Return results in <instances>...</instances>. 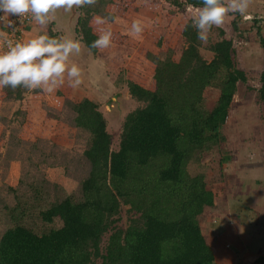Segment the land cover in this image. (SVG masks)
Listing matches in <instances>:
<instances>
[{
	"label": "trees",
	"instance_id": "16d2710c",
	"mask_svg": "<svg viewBox=\"0 0 264 264\" xmlns=\"http://www.w3.org/2000/svg\"><path fill=\"white\" fill-rule=\"evenodd\" d=\"M200 4L201 0H96L77 7L75 31L89 55L101 58L113 45L134 49L129 58L111 56L113 70H107L116 90L123 85L128 100L135 103L122 118L116 149H111L101 100L91 94L74 100L67 82L51 92L29 90L33 99L49 95L65 124L84 138L81 152L55 153L52 147L39 146L37 139H28V90L0 88V102L18 101L12 115L22 128L18 132L9 124L0 126V166L17 159L28 165L16 186H0V264H219L200 220L216 207L220 191L207 187L204 170L189 168L203 166L212 152L218 153L219 169L230 161L222 128L231 121L237 82H246L236 56L245 39L236 24L240 15L229 14V30L218 27L219 39L203 47L212 58H203L196 30L185 27L191 10ZM142 10L166 20L164 32L147 29L145 40L152 48L117 23L120 18L140 20L147 27L150 20ZM104 30L111 31L110 46L91 48ZM259 81L258 100L264 104V66ZM209 88L218 92L212 106L205 103ZM260 147L264 148V112ZM43 164L62 166L76 187L67 192L50 182ZM262 170V178L248 186L253 197L264 188V163ZM236 196L231 222L242 224L252 212L249 225L256 230L259 222L264 227L259 212L245 204L247 197ZM123 210L127 221L120 225ZM256 264H264V256H258Z\"/></svg>",
	"mask_w": 264,
	"mask_h": 264
},
{
	"label": "rangeland",
	"instance_id": "374dc122",
	"mask_svg": "<svg viewBox=\"0 0 264 264\" xmlns=\"http://www.w3.org/2000/svg\"><path fill=\"white\" fill-rule=\"evenodd\" d=\"M150 14L151 16L148 17L153 19V21L150 20L147 24L148 26L144 27L142 34L138 38H133L137 39L142 45L152 48L145 40L146 31L147 29H151L156 32H164L166 30V20L160 15ZM77 15V7H75L74 12L71 10L62 12L61 9H58L54 13L56 23L53 20L54 22H50L47 25H37L35 29L39 30L36 34L41 31L48 34L52 32L57 38L74 37L80 41L81 51L72 57V61L81 68V84L77 87H71V98L79 100L83 96L91 94L97 100H101L99 109L105 118L109 120L108 130L112 135L111 149H116L122 118L125 113L135 107V103L128 100L127 89L123 85H121L120 89L118 87L119 90H116L107 76V70H113L112 63L110 62L111 56L129 58L134 53V49L125 45H113L101 55V58L89 55L84 50L80 36L75 31ZM231 19L232 17H229L228 21L227 19L225 20V24L222 26L223 30H229ZM244 21L241 16L236 18V24H238L244 37L243 39H245L243 40L244 45L241 46L242 48L239 50L238 47L236 56L238 67L244 71L246 82H237V89L230 108L231 121L222 128L223 134L227 139L223 145L231 156L230 161L222 163L219 169L217 165L218 153L212 152L207 154L203 159V166L197 167L192 165L189 168L191 172L204 170L206 172L207 187L220 191L215 199L216 207L211 210L208 209L201 216L200 220L206 241L212 246L219 264H256V259L258 258L257 255L253 254L254 251L252 250H254V247H249L252 245L250 244L251 237H256L255 233L253 234L254 227L249 225L250 217L248 215H252V212L248 213L244 222L240 223L241 225L238 224L237 226L231 222L234 212L231 210L236 201L235 195L242 199L247 197L244 199L245 204L256 205L254 207L256 210H258L257 208L262 209V207L264 209V203L256 200L252 196L251 191L245 189L246 182L251 173H255L250 178L251 182L259 180L257 175L262 178L261 169L264 163V148H262L263 146L260 147V144L263 145L264 104L259 102L257 91L260 86V71L264 66V51L262 46L256 45L260 38V35L257 33L258 27L261 28V34H263L264 28H262L260 22H256L255 25L253 21H247L249 23L244 26L245 24L242 23ZM31 23L23 30L21 41L26 36L28 26ZM117 23L123 32L128 33L131 22L120 18L117 19ZM67 25L70 28L69 30L66 29ZM217 39H219V28L213 26L210 29L208 41L201 43L202 47L199 48L200 54L206 60H210L212 54L203 47ZM3 40L2 38L0 41V49H3ZM249 43H251L250 47L253 48L250 51H246L245 46H249ZM252 43L256 46H253ZM181 47L182 42L179 43L177 50L179 51ZM258 54H261L262 59H257ZM253 55L256 61L250 63L251 60H254ZM47 96L44 99H33L31 98V91L28 90L25 93L27 116L30 122L28 128L31 129L28 139H37L39 146H44L47 150L52 147L55 153L68 151L73 154L81 152L84 138L75 134L74 130L65 124L63 120L66 119L64 114L59 113L58 108H56L58 105L53 102L49 95ZM204 96L206 105L212 106L216 101L218 92L213 88H209L204 92ZM17 107L18 101L10 103L0 102V115H2L0 116V120H5L4 122H0L1 128L10 125L12 128L17 129L18 132L22 129L20 127V119L16 115H12ZM58 114L59 117H57ZM259 150H262L261 153H259ZM257 154L260 155L257 156ZM19 155L21 156L22 154ZM25 155H23V158H25ZM27 167V163L25 164L18 159L10 161L8 167L0 166V186L2 184L16 186L19 176ZM41 169L44 176L50 182L57 183L65 191L71 192L76 187L77 182L65 174L62 166L50 167L43 164ZM220 172L223 175L218 176ZM229 181L234 182V184L232 183L229 186ZM240 182L243 186L240 185ZM222 183H224L223 189H221ZM248 183L250 182L248 181ZM123 209H126V207ZM245 209L243 212H245ZM121 216L122 218L119 223L120 225H124L127 221L125 210L122 211ZM222 250L229 255L219 258L218 252H222Z\"/></svg>",
	"mask_w": 264,
	"mask_h": 264
},
{
	"label": "clouds",
	"instance_id": "9594fccd",
	"mask_svg": "<svg viewBox=\"0 0 264 264\" xmlns=\"http://www.w3.org/2000/svg\"><path fill=\"white\" fill-rule=\"evenodd\" d=\"M96 0H0V27L14 28L10 17L17 20L30 17L37 25H47L55 19L58 9L94 5ZM248 0H201L200 6L191 10L190 25L197 39L206 43L210 29L222 27L229 14L246 16ZM100 23L103 20L98 21ZM144 30L140 20H133L129 35L138 38ZM111 44V31H102L90 44L91 48L106 49ZM81 51L80 41L74 37L56 38L47 32L20 41L8 39L0 49V88L18 87L27 90L51 92L66 80L71 87L81 84V68L72 57Z\"/></svg>",
	"mask_w": 264,
	"mask_h": 264
},
{
	"label": "crops",
	"instance_id": "0c3cea01",
	"mask_svg": "<svg viewBox=\"0 0 264 264\" xmlns=\"http://www.w3.org/2000/svg\"><path fill=\"white\" fill-rule=\"evenodd\" d=\"M248 3H249V7H248V10H247V13H246V15H254V16H256V17H258V19H256L257 21L256 22H260L261 24V26H262V28H264V0H248ZM62 10V12H64L65 10L64 9H61ZM63 14V13H62ZM142 14L143 15H145L149 20H152L153 21V19H151V18H149L148 16H151V14H150V12H147V11H145V10H142ZM150 14V15H149ZM156 15V14H155ZM255 17V18H256ZM243 19V18H242ZM243 20H245L244 22H242V23H244L245 25L244 26H246L247 25V23H249V22H251V21H253V20H250V19H243ZM55 21V20H54ZM54 21H51V22H54ZM247 21H249V22H247ZM55 23H56V21H55ZM37 26V24L34 22V21H32V23L28 26V32H26V36L24 37V39L23 40H26V39H29V38H31L34 34H36V32L39 30V29H35V28H37L36 27ZM260 28V27H259ZM66 29L67 30H69L70 28L68 27V25H67V27H66ZM74 29V28H73ZM75 32V31H74ZM70 33H71V31H70ZM4 35V27H0V41H1V39L4 37L3 36ZM263 35H264V31H263ZM250 44L251 43H249V46H245V48H246V51H250L251 50V48H253V47H250ZM244 44H243V42H242V46H243ZM252 45L253 46H260V44H259V41H258V44H254V43H252ZM242 47H240V49H241ZM253 59L254 60H251V62L250 63H254L255 61H256V58L254 57V55H253ZM257 59L258 60H260V59H262V57H261V54H258L257 55ZM65 82H67V80L65 81ZM127 93H128V91H127ZM261 171H263L262 169H261ZM251 173V172H250ZM257 173V172H256ZM253 175H255V173H251V176L248 178V180H247V182H246V185H245V189H247V190H250L251 191V193L253 192L252 191V189H250V187H248V188H246V186H249L252 182H251V177L253 176ZM257 178H259V176L257 175ZM248 181L250 182V183H248ZM261 192H259V193H257L256 195H254V198L256 199V200H258V201H261V202H263L264 203V188H262L261 187ZM253 194V193H252ZM251 206V205H250ZM264 206V205H263ZM252 207H256V205L255 206H252ZM258 210L260 209V208H257ZM257 210V211H258ZM261 210V211H260ZM258 212V216H259V218L261 219V221L262 222H264V209H263V207H262V209H260ZM257 221V220H256ZM261 223V222H260ZM239 225H241V224H239ZM238 226V225H237ZM256 230H254L253 231V234L255 233V235H256V237H251V239H250V244H252V245H250L249 247H254V250H252V251H254L253 252V254L254 255H257V257L258 256H260V255H262V256H264V227H262L260 224H259V222H257V224H256ZM252 227V226H251ZM202 232H203V230H202ZM223 242H225V241H223ZM218 255H219V258H222V256L224 257V255H229L227 252H223V250H222V252H218Z\"/></svg>",
	"mask_w": 264,
	"mask_h": 264
},
{
	"label": "built area",
	"instance_id": "2783aa9c",
	"mask_svg": "<svg viewBox=\"0 0 264 264\" xmlns=\"http://www.w3.org/2000/svg\"><path fill=\"white\" fill-rule=\"evenodd\" d=\"M186 9H190V6H185ZM195 8H193L194 10ZM241 16V15H240ZM254 15H246V16H241V18L243 19H250V20H253V19H258V17H256ZM12 19V23L14 24V28L12 29H8L6 27H4V37H3V47H4V44H5V41L8 40V39H11L13 41H17V40H20L22 39V35H23V30L25 29V27L32 22L31 18L30 17H26V18H22L20 20H17L15 19L14 17H10Z\"/></svg>",
	"mask_w": 264,
	"mask_h": 264
},
{
	"label": "water",
	"instance_id": "95a60500",
	"mask_svg": "<svg viewBox=\"0 0 264 264\" xmlns=\"http://www.w3.org/2000/svg\"><path fill=\"white\" fill-rule=\"evenodd\" d=\"M75 7H73V9H74Z\"/></svg>",
	"mask_w": 264,
	"mask_h": 264
}]
</instances>
